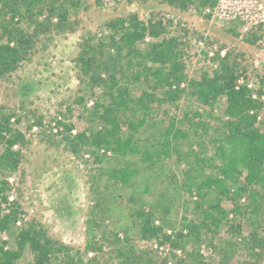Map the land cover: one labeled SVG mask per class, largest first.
<instances>
[{"label":"trees","instance_id":"16d2710c","mask_svg":"<svg viewBox=\"0 0 264 264\" xmlns=\"http://www.w3.org/2000/svg\"><path fill=\"white\" fill-rule=\"evenodd\" d=\"M58 1L52 0L48 4L51 13H58L60 20L57 24L50 19L47 24L40 23L39 31L69 29L68 11L78 9L81 0H62L57 5ZM158 1L181 11L195 5L198 13L207 18L209 15L204 11L214 9L219 3V0ZM0 5L4 11L14 14H21L20 10L24 9L29 17H33L35 10L46 5V1L0 0ZM107 26L111 30L107 37H83L77 58L81 81L91 93L96 88L101 89L92 107V117L104 127L92 132L91 136L82 133L66 138L74 153L83 148L91 153L99 171L93 177L97 180L94 184L98 188L97 182H104L107 191L104 194L97 191L100 198L91 210L88 249H102L98 234L105 228L101 238L107 239L105 222L108 220L115 225V237L122 242L117 248L118 264H139L131 259L132 251L124 243L130 232L138 228L143 238L157 237L165 227H172V219L177 218L178 208L183 206L194 218L185 214L181 218L182 230L175 237H164L172 241L176 250L184 253V257L177 256L178 264H212L201 254L203 244L214 248L219 257L218 264H231L242 252L246 259L238 264L262 263L264 120L260 123L257 120L262 102L252 98V90L247 85L237 88L245 70L240 71V64L230 62L229 54H226L212 76L206 73L200 81L191 84L190 94L199 103L213 107L222 97H226V103L219 115L215 116L211 111L206 114V120L203 114L198 122L192 120V130H186L176 116L166 114L157 119L153 107L177 102L186 92L180 88L187 80L181 62V44L176 40H164L141 48L140 43L144 42L147 33L157 38L166 29L161 22L150 21L147 25L136 14L113 20ZM2 30L3 35L17 41V46H0V76L19 67L30 45L22 32L6 23ZM255 40L248 41L255 43ZM150 63L159 66L152 67ZM119 73L122 78L117 76ZM126 76L134 80L131 85L129 80H126L127 84L123 82ZM136 83H144L149 91L133 96ZM263 93L264 76L260 78L258 91L259 95ZM78 102L84 105L86 98L81 96ZM13 115L0 111V143L6 145L0 155V171L16 172L21 162L20 152L13 147L24 142V137L10 129ZM195 115L202 116L198 111ZM213 121L216 124L212 126ZM210 132L212 140L206 143ZM102 150L106 153L101 154ZM107 152H111V156ZM182 163L187 168L180 171ZM7 190V182L0 181L3 195L0 227L9 230L19 219L21 210L14 202L10 212L2 215V204L8 200ZM225 203H230L231 209L227 210ZM157 219L159 226L155 225ZM221 231L229 238L221 239L216 246L214 237ZM121 233L126 236L125 240L120 239ZM209 236H212L210 241ZM4 245L0 241V264H18L21 251L6 250ZM18 245L19 250L28 246L36 253V264H45L50 256L60 255L66 256L63 264L73 263L69 247L49 238L40 224L26 225L19 234Z\"/></svg>","mask_w":264,"mask_h":264},{"label":"rangeland","instance_id":"374dc122","mask_svg":"<svg viewBox=\"0 0 264 264\" xmlns=\"http://www.w3.org/2000/svg\"><path fill=\"white\" fill-rule=\"evenodd\" d=\"M45 1L46 5L36 9L33 17H29L24 9L20 10L21 14H14L4 11L0 5V46H17V41L3 35L4 23L22 32L24 39L30 41L19 67L0 76V111L14 114L9 127L12 132L16 131L24 137V142L13 147L21 154L18 170L0 171V181L8 184L5 193L8 200L2 204V215L10 212L14 202L21 210L11 229L0 227V241L5 243L6 250L21 251L18 264H36V253L28 246L19 250L18 245L21 230L36 223L43 226L49 238L69 247L72 264H118L117 248L122 242L115 237V225L110 221L105 222L108 226L107 239L101 238L105 228H101L98 234L102 249L89 250L87 247L89 225L93 218L91 210L100 198L97 191L100 194L107 191L104 182H97L98 188L94 184L97 180L93 177L99 171L91 153L85 148L74 153L66 140L69 136L74 138L82 133L91 136L92 132L104 127L92 117V107L101 89L96 88L91 93L81 81L77 66L83 37H107L111 34L107 26L109 22L133 14L147 25L150 21L154 24L161 22L166 30L157 38L147 33L140 46L146 48L147 44L164 40L179 42L181 62L187 76L180 88L186 92L177 102L153 107L157 119L166 114L168 117L176 116L186 130H192V120L198 122L203 114L206 120V114L211 111L215 116L220 114L226 97L219 98L213 107L207 106L190 94L191 84L200 81L206 73L212 76L220 60L229 54V61L240 64V71L245 70L239 77L237 88L247 85L253 92L252 98L262 102L257 118L260 123L264 120V93L258 94L260 78L264 76V0H219L214 9L204 11L209 18L200 15L195 5L181 11L158 0H81L78 9L68 11L66 22L69 29L41 32L40 23L47 24L50 19L57 24L60 20L58 13L50 11L48 2L51 4L52 0ZM60 3L62 0L56 4ZM249 39H256L255 43H250ZM150 66L157 67L159 64L150 63ZM117 76L122 78L121 73ZM126 80L130 85L134 81L127 76L123 81L127 84ZM137 85L132 91L133 96L149 91L144 83ZM81 96L86 98L84 105L78 102ZM197 111L202 116L195 115ZM186 114L188 117L185 118ZM215 122H211L212 126ZM211 136L212 132L207 136L206 143L212 140ZM5 146L0 143V155ZM100 153L104 154L106 150ZM107 155L111 156V152ZM186 168L187 165L182 163L180 171ZM0 200H3L1 193ZM225 207L228 210L232 205L225 203ZM178 209L177 218L172 219V227H165L159 237L143 238L138 228L130 232L128 239L123 233L119 235L121 240L126 238L125 246L132 251L130 256L135 263L178 264L177 256H185L172 246V241L164 239L182 230L181 218L188 211L185 212L183 206ZM186 216L194 218L190 214ZM155 225L159 226L160 220L157 219ZM183 232L186 234L187 230ZM211 238L209 236L208 241ZM214 238L217 246L221 239L229 238V235L221 231ZM188 249H191L190 246ZM243 253L237 255L231 264L243 262L246 259ZM201 254L207 262L218 264L219 257L212 246L203 244ZM65 260L64 255L50 256L45 264H63Z\"/></svg>","mask_w":264,"mask_h":264}]
</instances>
